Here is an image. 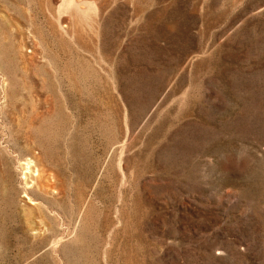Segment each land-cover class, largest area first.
<instances>
[{"label":"rangeland","instance_id":"1","mask_svg":"<svg viewBox=\"0 0 264 264\" xmlns=\"http://www.w3.org/2000/svg\"><path fill=\"white\" fill-rule=\"evenodd\" d=\"M0 264H264V0H0Z\"/></svg>","mask_w":264,"mask_h":264}]
</instances>
